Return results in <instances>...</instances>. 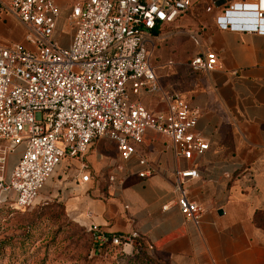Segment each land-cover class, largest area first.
Returning a JSON list of instances; mask_svg holds the SVG:
<instances>
[{"label":"crops","instance_id":"1","mask_svg":"<svg viewBox=\"0 0 264 264\" xmlns=\"http://www.w3.org/2000/svg\"><path fill=\"white\" fill-rule=\"evenodd\" d=\"M8 1L0 0V43L24 42L22 24L1 6ZM74 1L54 0L53 37L61 45L71 30L64 36L60 25ZM216 13L210 0H193L174 21L155 27L149 61L159 89L130 94L149 111L161 112L165 94L178 92L198 109L194 131L208 147L190 159L176 158L168 137L147 129L135 152L121 159L116 151L103 154L94 141L83 157L90 178L80 181L75 173L62 185L69 187L64 203L73 215L105 233L135 232L163 264H264V34L221 29ZM200 52L214 53L212 70L189 69L188 59ZM71 163L77 170V161ZM189 166L198 175L183 186L201 207L196 219L180 213L172 187L175 169ZM63 168L59 162L46 179L47 185L56 179L50 194L58 193ZM108 173L114 175L111 182ZM119 247L128 253L133 244Z\"/></svg>","mask_w":264,"mask_h":264},{"label":"built area","instance_id":"2","mask_svg":"<svg viewBox=\"0 0 264 264\" xmlns=\"http://www.w3.org/2000/svg\"><path fill=\"white\" fill-rule=\"evenodd\" d=\"M221 29L264 34V0H210ZM192 0H75L67 20L66 44L54 39L58 18L54 0H9L2 8L23 26V41L0 43V161L23 142L7 177L0 175V203L30 205L63 156L77 161L79 180H88L83 159L93 140L106 137L121 159L150 129L168 137L176 158L190 159L208 147L194 131L198 109L178 92L165 94L166 110L149 111L130 94L155 93L159 85L149 61L152 30L174 21ZM212 52L188 59L191 71H209ZM138 163L144 164L143 157ZM149 168L137 172L145 175ZM193 166L175 169L173 190L180 213L196 219L201 207L183 186L196 177ZM107 179L114 180L112 173ZM97 245L131 243L137 234L107 235L87 225Z\"/></svg>","mask_w":264,"mask_h":264},{"label":"rangeland","instance_id":"3","mask_svg":"<svg viewBox=\"0 0 264 264\" xmlns=\"http://www.w3.org/2000/svg\"><path fill=\"white\" fill-rule=\"evenodd\" d=\"M60 27L59 33L67 36L71 30L68 20ZM94 141L100 143L101 152L107 156L116 151L104 136ZM22 147L20 141L3 155L0 175L4 179L9 173L5 167ZM71 160L63 156L59 161L64 172L57 194H50L56 182L52 177V183H44L33 202L23 209L11 208L7 200L0 203V264H163L145 246L128 253L118 245L97 247L83 219L73 215L64 203L69 187L62 185L75 173L80 174Z\"/></svg>","mask_w":264,"mask_h":264},{"label":"trees","instance_id":"4","mask_svg":"<svg viewBox=\"0 0 264 264\" xmlns=\"http://www.w3.org/2000/svg\"><path fill=\"white\" fill-rule=\"evenodd\" d=\"M108 236L109 235H111V234H118V233H106ZM106 244H109V243H103L102 245H97V247H103V246H105ZM132 244H133V249H137V248H141L142 246H144L143 244H142V242H140L139 241V239H137V238H135V237H133L132 238ZM113 245V244H112Z\"/></svg>","mask_w":264,"mask_h":264}]
</instances>
